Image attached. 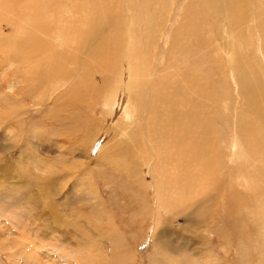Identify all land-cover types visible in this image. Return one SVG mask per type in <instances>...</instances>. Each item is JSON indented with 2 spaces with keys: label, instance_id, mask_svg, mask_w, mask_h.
I'll use <instances>...</instances> for the list:
<instances>
[{
  "label": "rangeland",
  "instance_id": "rangeland-1",
  "mask_svg": "<svg viewBox=\"0 0 264 264\" xmlns=\"http://www.w3.org/2000/svg\"><path fill=\"white\" fill-rule=\"evenodd\" d=\"M133 1L101 0L110 16L101 37L113 53L108 38L119 34L120 62L124 53H136L142 78L138 81L140 74L135 77L129 62L125 81L92 98L83 91L80 95V87L67 94L75 79L65 72L76 78L81 66L72 44L66 46L72 38L61 35L64 0H0V264H264L261 186L253 184L259 207L245 208L247 187L235 172L230 174L234 163L228 160L232 132L253 134L258 127L254 115H264V82L261 77L253 81L258 71L249 58L253 48L249 44L242 53L246 69L232 72L227 53L235 51L223 42L227 36L211 0H144L146 12L135 15V37L129 42L121 8ZM30 37L46 42L43 52H29L35 49ZM256 37L262 42L260 33ZM242 41L249 40L245 36ZM52 53L64 59L55 70L48 63ZM180 68L187 71L181 80L184 95L177 80ZM199 83L207 85L204 101L189 92L196 93ZM172 88L177 99L168 94ZM126 89L129 99L132 92L136 98L144 95L135 109ZM167 95L170 104L161 100ZM183 97L190 103L181 107ZM166 106L181 115H168ZM190 108L209 133L202 146L204 163L184 156L186 140L198 137L182 129L191 124L182 115ZM151 109L155 120L149 119ZM174 118L187 123L175 127ZM149 122L166 132L161 147L130 150L138 146L135 132L146 130ZM155 180L160 187L155 188Z\"/></svg>",
  "mask_w": 264,
  "mask_h": 264
},
{
  "label": "bare ground",
  "instance_id": "bare-ground-1",
  "mask_svg": "<svg viewBox=\"0 0 264 264\" xmlns=\"http://www.w3.org/2000/svg\"><path fill=\"white\" fill-rule=\"evenodd\" d=\"M50 1H54V0H50ZM191 1H193V0H191ZM64 2L67 5L65 6V12H63L64 15H62V16H64V23L66 26H65L64 33H61V35H62L64 40H66L67 37H69V36L72 38L73 41L69 40V39L66 41V46L69 47V45L72 44L71 47H69V48H71L73 50V54H74L75 59H79L80 66L82 67V68L81 67L79 68L80 71L78 72V74H76L75 72L72 71L73 73L76 74V78L74 77V75H69L67 73L68 70L65 72V74L67 75L66 77L72 76L75 79L73 81L72 85L68 86V88H67V92H68L67 94L68 95H70L69 90L76 89V88L80 87L81 92H78L80 95L84 94V93H82V91H83V92H86L87 94H91L90 96L92 98H95L97 96V91H100L101 89H103L102 91H104L106 88L111 87V86L117 88L118 86H114V85L125 81V78H123V76L126 74L127 69L129 70V68H128V66H130L129 62H131L132 66L135 67V69H136V70L134 69L135 77L137 74H140L139 73L140 71L138 72V67H139V64H137L138 60H136L133 57L136 54L135 51H134L135 54L133 56L124 53V56H122V60L120 62V57H121L120 55L122 53L123 46H122V42H121V38H120L119 34L113 35V36L108 38L110 44L113 47V53H111V51L108 47L109 43L106 42L105 39L101 37V33L106 31V29H107L106 22L110 21V16L106 12L107 6L105 7L104 3H102L103 1L101 2V0H64ZM71 2L73 5L70 4ZM194 2H196V1H194ZM194 2H191V3H194ZM211 2L215 5V7H217L216 19L218 22H220V25H221L220 28H224L223 31H224L225 35L227 36V39L225 41H223V40L222 41L223 42L227 41L228 44H230L228 46L231 47V49H233L235 51L234 54L227 53V58L231 63L230 66H231L232 72L235 73V68L246 69L243 66L244 57L242 56L243 55L242 53H243L244 49L245 48L247 49L248 45L250 44L251 47L253 48V53H250L249 58L250 59L253 58L252 59L254 61L253 64L255 65V67L257 68V71H258L257 72L258 75L255 73L253 74V81H255L257 78L261 77L262 81L264 82V53L262 52V49L264 48V0H257L256 2L258 4L256 5V7L251 5L249 0H211ZM157 6H159V4ZM63 7H64V5H63ZM123 7L124 8H121V11L123 10L125 13V16L123 18H125L127 22L125 21V19H123V21H124L125 26L127 27V36H128V41L130 42L132 40V37H135V32H136V22L137 21H135L134 17L138 12L144 14V11L146 12L147 7L145 6L144 0H138V1L134 0L133 4H129V5L127 2V3H125V5H123ZM186 8H187V6H186ZM197 8H194V9L196 10ZM242 8H244V18L242 20H240L239 11L242 12ZM255 12L259 16H256ZM129 21H133V24L132 25H131V23L129 24ZM209 24H210V22L207 25L209 26ZM254 24L256 26H254ZM62 25H64V24H62ZM160 25H161V23H160ZM172 26L173 25H171V27ZM251 26H254L253 27V29H254L253 38H251L252 36H250V32L252 30V29L250 30ZM147 27H149V26H147ZM171 27L169 28V31L171 30ZM213 27H217V25L216 26L214 25ZM213 27L211 25V29ZM23 29L25 30L26 27ZM31 29H32V27H31ZM140 29H142V28H140ZM212 30H214V29H212ZM145 31H147V30L145 29ZM175 31H178V30H175ZM256 33H258V34L260 33V35L262 37V42H261V40L259 42V38L256 37ZM144 34L145 33H144V29H143V35ZM157 34H159V33H157ZM140 36L138 38H142V36L141 37ZM245 36L247 37V39L249 41H244V42L242 41V39ZM37 40L38 39L36 37H32L31 39H29V42L31 43V45L35 46V49L32 48V50H30L29 52H31V51L43 52V48H44V45L46 44V42L38 43ZM134 40L137 41V39H134ZM218 43L220 44V47L222 49H226L225 43H224V47H223V44L221 41ZM259 44H261V46H262L261 48L259 47ZM137 46L138 45H136V47ZM131 53H132V51H131ZM69 54H71V53H69ZM68 55H67V57H68ZM60 56L61 55L56 54V53H52L50 55L49 59H52V60H50V62H48V63H49V66H53L52 69L55 70L57 67H59V64H64L63 63L64 59H62ZM115 56L117 57L116 60H115ZM71 59H72V57L70 59H68L66 62H68V64H69ZM129 60H131V61H129ZM76 61L78 62V60H76ZM77 62H73L72 64L79 66L77 64H74ZM250 64H251L250 65L251 67H249L248 70L251 72L253 69V66H252V63H250ZM148 65H149V63H148ZM62 66L63 65H61V67ZM73 68H76V67H73ZM52 69H51V71H52ZM172 69H171V71H172ZM54 70L52 71L53 73H54ZM59 70L60 69H58L56 71H59ZM180 70H181V77H180V79H177L178 82L179 81L181 82V80L185 79V77L187 75V71L185 69L180 68ZM49 72H50V69H49ZM61 72H62V70H61ZM59 73H60V71H59ZM61 74L64 76V73H61ZM97 75L100 76V78L98 80H96ZM173 76H175V75H173ZM135 77H131V78L134 80ZM163 77H165V76H163ZM163 77H161V78H163ZM140 78H142L141 74H140V77H138V81L140 80ZM174 82L176 84V80H174ZM142 84H143V82H142ZM170 84H172V83H170ZM198 86L199 87L197 88V91H196L197 94L193 90H191V88H189V92L192 96V99L195 96V99L199 97L201 100L204 101L203 97L208 96V93L205 89L207 87V85L199 83ZM160 87H162V86H160ZM180 88H179V90H181V91L179 93H181V95H184L185 94V88H184V85L182 82H181ZM156 90L157 89H154L153 94L156 93ZM172 90L173 91H171V90L168 91V94L174 95L177 99L179 93L177 92V90L175 88L174 89L172 88ZM77 91H79V90H77ZM116 93L121 94L120 89L117 90ZM64 94H66L65 91H64ZM125 94L128 98V103H129L130 107L133 109H135L136 102L138 103L139 99H141L144 96L141 93L143 96L141 97L139 95L136 98L135 94L132 92V94L130 95V99H129V89H126ZM114 95L115 94H113V93H110V95H109V103L110 104H114ZM152 97H153V95H152ZM156 97H157V93H156ZM185 97H190V96L185 95ZM161 98H162L161 100L164 101V103H166V104L172 103V101L168 95L167 96H161ZM189 103H190V101L184 99V97H183L182 100L180 101V106L184 107V106H187ZM166 107H167V109H165V110L166 111L169 110L168 115H172V112L173 113H179L181 115V113L179 111L171 110V108L169 106H166ZM194 107H196V105ZM91 110H92V108H91ZM153 113H154V109H151L149 112V114H150L149 119L155 118L154 117L155 115H152ZM182 115H185V117L187 119H189V122L191 123V124H187L184 127H182L183 131L189 137H192L194 132L198 135V137L195 139L190 138V139L186 140V145L188 147L184 153V156H187L189 159L190 158H193V159L198 158V159H200L201 163H204L207 159V155L205 152L202 151V149H204L202 146H204L206 148L207 141H206L205 137L209 134L206 132V124L204 122H202V120L199 119L200 115H197V111H192L191 108H190V112H189V109H186V111ZM186 118H182V121L181 120L178 121L176 118H174L173 122L175 124V127L179 126L178 122H181L183 124L187 123L185 121ZM254 118L258 119L257 122L259 124L256 123L258 125V127L254 131L253 134L249 133L245 130H241V132L235 130L232 132L233 140H234V149H233V151H231V153L228 154V160H231L234 163V165L232 166V162H231V166H230L229 170L232 172H230V174L235 172L236 179L243 180V183H245V185L247 187L244 190L245 193H243L245 195V199L247 202L245 205V208H247V209L248 208L254 209V208L259 207V204L255 200V196L253 194V190H254L253 184L255 181L259 182V184L261 186V191H262L260 196L262 198L264 197V195H263L264 194V149H262L261 145H260V144L264 145V115H254ZM153 123H154L153 125L150 124V122H149V125L145 124L146 130H144V131H142L143 129L140 127L139 128L140 130L135 132L136 133V142H137L138 146H135V144H134V146L130 150L135 152V151L143 150L144 148H146V149H148V152H151V151H154L155 149H159L161 147L160 142L162 139H165L164 137L166 136V132L163 130L157 129L155 127L156 123L155 122H153ZM162 124L164 126V124H165L164 119H162ZM159 131H160V133L156 134ZM110 134H111V136H117V134L115 132H111ZM141 134H143V135H141ZM249 134L252 136L251 140L249 139ZM244 135H246L247 137L242 138V137H244ZM151 138L155 139V141H153ZM254 139H257L260 143H256ZM157 140H159V141H157ZM167 145H169V144L164 143V146H167ZM173 146H175V145H173ZM219 150H220L219 148H214L212 150V152L217 154V153H219ZM200 155H201V157L199 158ZM254 156L259 160V162H256V159L254 158ZM153 183H154L155 188L160 187V184H161L160 181L155 180ZM256 197L257 198L259 197L258 194ZM222 198L224 199V196H222ZM237 198L239 199L240 195H237ZM227 202L230 203V210H232L231 209V198ZM207 207H208V205H207ZM263 212H264V207H263Z\"/></svg>",
  "mask_w": 264,
  "mask_h": 264
}]
</instances>
